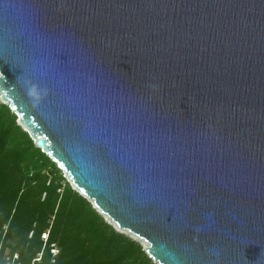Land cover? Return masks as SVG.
Instances as JSON below:
<instances>
[{"label":"water","instance_id":"obj_1","mask_svg":"<svg viewBox=\"0 0 264 264\" xmlns=\"http://www.w3.org/2000/svg\"><path fill=\"white\" fill-rule=\"evenodd\" d=\"M0 99L155 264H264V0H0Z\"/></svg>","mask_w":264,"mask_h":264},{"label":"trees","instance_id":"obj_2","mask_svg":"<svg viewBox=\"0 0 264 264\" xmlns=\"http://www.w3.org/2000/svg\"><path fill=\"white\" fill-rule=\"evenodd\" d=\"M66 181L0 101V264H154Z\"/></svg>","mask_w":264,"mask_h":264},{"label":"rangeland","instance_id":"obj_3","mask_svg":"<svg viewBox=\"0 0 264 264\" xmlns=\"http://www.w3.org/2000/svg\"><path fill=\"white\" fill-rule=\"evenodd\" d=\"M0 101H1V99H0ZM1 103H3L2 101H1ZM4 104V103H3ZM63 173V172H62ZM63 176H64V178H65V174L63 173ZM66 179V178H65ZM67 182V184H69V182L68 181H66ZM70 186V185H69ZM71 187V186H70ZM89 202V201H88ZM90 203V202H89ZM91 204V203H90ZM103 219L105 220V222H107L108 224H110L111 225V223H110V220L107 218V217H103ZM112 227L117 231V232H119V233H121V234H123V235H125L126 237H128L129 239H131V240H133V241H135V242H137V243H139L143 248L145 247V245H144V243L142 242V241H140V240H137L136 238H134L132 235H130V234H128L127 232H123V231H121L120 229H118L115 225H112ZM41 255H39V257H40ZM17 257V255L14 257V259ZM154 263V262H153ZM155 264V263H154Z\"/></svg>","mask_w":264,"mask_h":264},{"label":"built area","instance_id":"obj_4","mask_svg":"<svg viewBox=\"0 0 264 264\" xmlns=\"http://www.w3.org/2000/svg\"><path fill=\"white\" fill-rule=\"evenodd\" d=\"M48 237H49V234L46 233L45 235H43L42 239H43L44 241L47 242ZM58 253H59V251L56 250V249H54V250L52 251V254H53L54 257H56V256L58 255ZM41 257H42V255L39 257V259H37V261H40V258H41ZM17 259H18V256L15 258V260H17Z\"/></svg>","mask_w":264,"mask_h":264},{"label":"bare ground","instance_id":"obj_5","mask_svg":"<svg viewBox=\"0 0 264 264\" xmlns=\"http://www.w3.org/2000/svg\"><path fill=\"white\" fill-rule=\"evenodd\" d=\"M125 232V231H124ZM128 234H130V235H132L134 238H136L137 240H140V239H138L137 237H135L133 234H131V233H129V232H127ZM141 241V240H140ZM144 243V242H143ZM144 245H145V243H144Z\"/></svg>","mask_w":264,"mask_h":264}]
</instances>
